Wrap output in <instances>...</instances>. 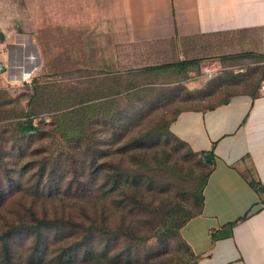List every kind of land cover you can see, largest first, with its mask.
<instances>
[{
	"label": "crops",
	"instance_id": "0c3cea01",
	"mask_svg": "<svg viewBox=\"0 0 264 264\" xmlns=\"http://www.w3.org/2000/svg\"><path fill=\"white\" fill-rule=\"evenodd\" d=\"M0 29L5 44L32 51L22 59L30 77L243 55L264 66V0H0ZM169 131L213 159L200 209L180 229L195 264H264V92L182 110Z\"/></svg>",
	"mask_w": 264,
	"mask_h": 264
},
{
	"label": "rangeland",
	"instance_id": "374dc122",
	"mask_svg": "<svg viewBox=\"0 0 264 264\" xmlns=\"http://www.w3.org/2000/svg\"><path fill=\"white\" fill-rule=\"evenodd\" d=\"M13 26L18 30L15 23ZM17 48L10 42L4 43L0 29V174L6 178L1 191L8 192L15 184L19 185V192L9 193L0 205V232L10 224L33 219L55 220L62 217V212L73 217L77 202L54 192L63 191L69 177L81 169L82 172L88 169L94 157L100 163L122 161L123 168L129 172L131 169L132 174L139 176V186L133 187L134 200L142 208H135L138 215L129 218L134 221L138 235L145 237L138 253L145 256L161 253L162 246L155 237L157 231L161 232L160 219L185 220L199 211L204 172L198 156L165 135L169 132L170 122L182 110L206 109L235 95L257 94L260 82L264 80L261 59L254 56L220 57L216 65L205 61L202 67L197 65L187 70L162 69L108 77L85 71L33 74L25 83L18 76L31 66L25 60L22 63V59L32 51ZM32 81L35 86H47L50 95L57 97L56 105L48 99V110H41L37 99L33 109L36 116L32 121L38 125V133L18 138L17 126L32 110L31 97L35 90ZM102 93H108L107 99L111 98V102L105 104L106 100H103L93 112L78 114L83 134L67 135V129L61 127L58 117L80 107L77 100L83 101L81 105L84 106L92 102L89 100L92 96ZM63 97L68 98V105L60 103ZM153 128L159 129L160 138H151L140 156L118 150ZM121 172L128 174L125 169ZM63 178L66 179L62 181ZM124 192L129 193V190ZM129 206L119 210L120 213L128 214ZM119 211L111 210V213L117 218ZM48 237L54 243L60 235L53 233ZM29 247L28 237L23 234L17 237L10 253L18 263L25 264L22 259L27 256ZM57 247V243L48 247L44 264H57L49 262L59 254ZM165 258V264H192V260L182 254L176 240L170 242L167 256L159 260L163 262Z\"/></svg>",
	"mask_w": 264,
	"mask_h": 264
},
{
	"label": "trees",
	"instance_id": "16d2710c",
	"mask_svg": "<svg viewBox=\"0 0 264 264\" xmlns=\"http://www.w3.org/2000/svg\"><path fill=\"white\" fill-rule=\"evenodd\" d=\"M192 64H195V61L169 64L145 70L175 67L181 69ZM34 83L35 81H32V85ZM33 86L35 90L34 96L31 97V100H33L30 106L32 110L28 112L26 120L17 126L16 133L18 138L38 133V125L32 121L34 116H36V111L33 109L36 108L38 100L42 106L41 110H48V99H51L56 105L55 100L57 97L50 95L47 86ZM108 96V93L107 95L102 93L100 96H92L89 99L92 102L84 106L81 105L83 101L77 100V103H81L79 104L80 107L68 110L58 117V121L62 124L61 127L67 129V135L71 133L78 136L82 135L83 124L79 121L77 115L82 112H93L95 107L103 104V100H106L105 104L111 102V98L107 99ZM96 99L102 100L95 101ZM60 103L68 105V98L63 97ZM165 135L171 137L176 143L185 147L188 152L200 158V163L204 168L201 178L202 184H204L213 167L212 156L210 155L208 161H204L203 153L192 152L184 142L176 138L170 131H167ZM153 137L160 138L159 129L153 128L145 136L127 142L118 150L122 153L134 152L136 157L140 156L142 150L147 147L146 143ZM110 144L113 145V142ZM124 169L128 174L125 175L121 172ZM130 171L132 172L131 169ZM131 172L127 168L122 167V161L100 163L93 157L88 169L86 168L83 172L82 169L81 172H75L69 177L67 187L63 191L56 190L54 192V194L56 193V195L65 199L71 198L77 202L76 208L72 211L73 217H68L67 213L62 212V217L55 220L33 219L26 223L8 225L4 231L0 232V251L2 254L0 256V264H21V262L18 263V260H15L16 257L12 256L10 248L14 249L13 243L15 244L17 237L23 234H26L30 242L27 256L22 259L25 264H44L48 255L47 249L54 243L58 244L56 252L59 251V254L57 253L53 257L54 259H50L49 262H56L57 264L78 262L80 264H151L150 262H154L152 264H165L167 258L163 262L159 258L167 256L170 242L173 240L180 244L182 254L190 258L192 264H195L196 256L179 236V230L187 219H160L161 225L159 229L161 232L157 231L155 237L158 238L162 246V252L151 256L138 253L140 251L138 250L139 246L141 247L145 242V237L138 235V229L134 221L129 218H135L138 215L135 212V208H142V205L137 200H134L135 190L133 189V187L139 186L141 179L136 173L132 174ZM0 176L1 205L6 201L9 193L13 191L19 192V185L15 184L8 192H2L1 188L4 187L6 178L1 174ZM65 179L63 178L62 181ZM250 185L257 191L261 190L260 188L257 189L253 183ZM36 187L39 188V186ZM125 189H128L129 193H125ZM129 204L131 206H129L128 214L120 213L119 210L124 209ZM111 210L119 211L117 218L112 215ZM53 233L55 236L60 235V237L54 243H51L50 241L52 240L48 236ZM178 260L181 262L180 259Z\"/></svg>",
	"mask_w": 264,
	"mask_h": 264
},
{
	"label": "built area",
	"instance_id": "2783aa9c",
	"mask_svg": "<svg viewBox=\"0 0 264 264\" xmlns=\"http://www.w3.org/2000/svg\"><path fill=\"white\" fill-rule=\"evenodd\" d=\"M20 76H18V79H20L21 81L27 83L30 81V73L29 71H22L21 74H19ZM264 92V80L260 82V86L258 89V93H263Z\"/></svg>",
	"mask_w": 264,
	"mask_h": 264
},
{
	"label": "water",
	"instance_id": "95a60500",
	"mask_svg": "<svg viewBox=\"0 0 264 264\" xmlns=\"http://www.w3.org/2000/svg\"><path fill=\"white\" fill-rule=\"evenodd\" d=\"M210 159V155L209 154H204L203 155V160L204 161H208Z\"/></svg>",
	"mask_w": 264,
	"mask_h": 264
}]
</instances>
